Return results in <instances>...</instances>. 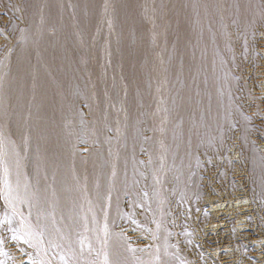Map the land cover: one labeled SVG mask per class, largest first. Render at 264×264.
I'll list each match as a JSON object with an SVG mask.
<instances>
[{"label":"rangeland","instance_id":"obj_1","mask_svg":"<svg viewBox=\"0 0 264 264\" xmlns=\"http://www.w3.org/2000/svg\"><path fill=\"white\" fill-rule=\"evenodd\" d=\"M94 1L31 0L48 31L33 27L19 61L21 0L0 2V264H104L105 254L110 264H264V238L244 225L256 217L236 156L249 123L264 157V0H183L165 39L167 0H140L128 33L110 0L100 11ZM11 17L15 26L3 27ZM194 148L209 184L196 202ZM220 171L231 173V194ZM114 200L139 223L116 217ZM112 228L128 251L110 240ZM167 230L173 258L150 241Z\"/></svg>","mask_w":264,"mask_h":264},{"label":"bare ground","instance_id":"obj_2","mask_svg":"<svg viewBox=\"0 0 264 264\" xmlns=\"http://www.w3.org/2000/svg\"><path fill=\"white\" fill-rule=\"evenodd\" d=\"M90 1H92V0H90ZM99 1L100 0H95L94 1V7L96 8L97 11H100V8H99L100 3H99ZM182 1L183 0H167V2L165 3L166 18H165V22H164V28L161 31L162 37L164 39H165V34H166V38H168L169 36H171L172 32L176 29L175 25H176L178 19H180V16L183 14L181 12V10H180L181 9V5H182ZM0 2L2 3L3 0H0ZM117 2H119V1L118 0H110V8L112 9V10H110L111 17L113 18L114 21L115 20H119V21L122 22L123 32H125L126 22L127 21L128 22H132L133 20H135V14H136L137 11H139L141 2H140V0H124V4H122L123 6H121L119 4L120 7H117V4H118ZM125 4H126V7H125V11H124L123 7H124ZM20 5H21V15H22V17H23V19L25 21V24L27 25V31L25 33V38L23 40V44L20 46V49H18L19 47L14 48V53H13L14 54V61H19L20 58L17 59V57L21 55L23 50L27 49V51H32L33 46H34V43H33L34 40H33L32 34H31V30L33 29L34 26L37 27L39 30L42 29V31H45V32L48 31L47 19L43 20V21H42V19L38 20L39 16L37 15V10L35 9V6H34L35 4L32 5L31 0H21ZM91 5H92V3H91ZM155 5H156L157 9H159V5L162 7V4L158 3V2H155ZM93 12H95V11L93 10ZM92 16H93V13H92ZM112 18L110 20H112ZM119 21L116 23V25H118ZM87 22L88 21L86 20V23ZM94 22H95V19H94V16H93L92 20H91L92 25L94 24ZM8 25L10 27L15 26V22H14V19L12 17L8 20V22L3 27H6ZM111 25H114V24L111 23ZM81 26H83V25H81ZM116 27H118V26H116ZM118 32H119V30H118ZM125 33H128L127 29H126ZM119 34H120V32H119ZM134 35L135 34H132V35H129V36H131L130 38L133 39L132 36H134ZM156 35H157V33H156ZM120 39L124 42L123 38H120ZM7 42L5 43V45H3L6 49H7V46H8V48L10 46V45H7ZM10 43H8V44H10ZM1 49H3V48H1ZM139 59H141V58H139ZM145 61L146 60H144V62ZM146 64H147V62H146ZM142 67H140V68H142ZM145 67H146V65H145ZM197 79H198V77H197ZM6 86H8V80L6 82ZM1 92H3V91H1ZM235 97L236 96H234L232 98V103L233 104L235 102ZM0 98H2V97H0ZM2 104H4V103H2ZM2 109L3 108H1V110ZM235 111L237 113L239 112V110H236V107H235ZM242 115H243V118L245 119V121L248 123L247 117L244 114H242ZM205 117H206V115H205ZM8 125L9 126L7 128H8V131L10 132V134H11V132L16 134L15 133V126L13 124V121L10 122ZM194 127H193V129H194ZM252 130H253V128L249 125V123L246 125V127H244L242 129V133H241V135L239 137V144H238L239 154L240 155H236V156H240V159H241L240 162H243V163L246 162L244 165H245V169H246V171L248 172V175H249L248 176L249 177L248 187H250V190L249 189L248 190L250 192V198H251V204L250 205L253 206V213H254L252 215L253 219H255V217H256L255 220H250V222L248 220V222L246 224H244V225H245V227H249V226L256 227L257 230L261 233V237L264 238V157H263V155H261V152H259L257 147H255V145H253V143L250 142L249 133ZM224 145H225L224 151H227L228 150L227 148L232 146L231 144H228L227 142H224ZM237 151L238 150H235V152H237ZM192 157L194 158V164H193V167H192L191 172H190L189 181H190V187H191V197L193 198L194 202H196V201H200L201 200V198L203 196V192H204V190L208 189L207 187L209 186V184L206 181H203V185L201 183L202 182V177L200 175V171L199 170L202 167V164L199 162L198 154L195 153V148L193 150ZM228 157H229V155H228ZM231 157H233V156H231ZM233 158H235V157H233ZM210 165L211 164L208 163L206 165V167H210ZM226 173L224 171H220L218 176H219L220 179L226 178L224 187L227 190L226 193L228 192V194L229 193L231 194L234 191V189H235L234 188L235 185H234L232 177L230 176L231 173L227 174V175H226ZM235 202H236V200H235ZM113 214L116 217H120L122 221L130 222L132 225H137L139 223V219L137 218V216L134 215L133 212H128L125 209L124 210L119 209L118 204H116L115 200H114ZM3 217H4V219L7 218L6 215H4ZM238 218L240 219L242 217H238ZM197 219L200 221V223H203V224L207 223V220L209 219L208 211H206L205 209L204 210L202 209L201 211H199ZM226 220H227L226 221L227 224H229L228 225V228H229V232H228L229 234L228 235L231 238V236H233L235 234V227L233 226V219L228 218ZM121 227H122V225H121ZM109 235H110V240L115 242L114 245H116V246L121 245L122 249L124 248L127 251L131 248V246L128 243V241L126 240V238L123 236V234H121V231L116 232L112 228L110 230ZM239 235L242 236L241 234H239ZM239 235H236V236H239ZM172 240H173V234H172L171 230H167L165 235L159 236V238L157 240H155L154 238L150 239L151 243L157 242V245H158V248H159V252H160V254L162 256H163V254L171 253L172 254V258H173V257H175L177 255V247L172 242ZM237 250L241 254V258H249V257H251L250 256V251L251 250H250V248H247V246L238 244L237 245ZM197 254H198V256H201L200 251H198ZM167 255H169V254H167ZM112 258H113V256H112ZM250 261H252V260H250ZM253 261H254V259H253ZM253 261L251 263H249V264H254Z\"/></svg>","mask_w":264,"mask_h":264},{"label":"snow or ice","instance_id":"obj_3","mask_svg":"<svg viewBox=\"0 0 264 264\" xmlns=\"http://www.w3.org/2000/svg\"><path fill=\"white\" fill-rule=\"evenodd\" d=\"M247 46V45H245ZM146 195V194H145ZM14 231V236H13V239H23V237H18L15 235V230ZM105 236L107 237V226H105ZM3 241L0 240V243H2ZM25 243H31L30 240H25ZM81 247L83 248V244L81 245ZM99 255V253H98ZM61 259H63V257H61ZM40 264H43V262L41 261ZM104 264H110V261L108 260V256L107 254L104 255Z\"/></svg>","mask_w":264,"mask_h":264}]
</instances>
